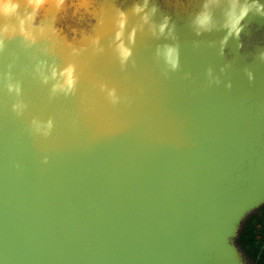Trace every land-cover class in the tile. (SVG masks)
<instances>
[{"label":"water","instance_id":"obj_1","mask_svg":"<svg viewBox=\"0 0 264 264\" xmlns=\"http://www.w3.org/2000/svg\"><path fill=\"white\" fill-rule=\"evenodd\" d=\"M211 1L0 16V264H255L238 239L264 206V0L232 40L201 20Z\"/></svg>","mask_w":264,"mask_h":264},{"label":"rangeland","instance_id":"obj_2","mask_svg":"<svg viewBox=\"0 0 264 264\" xmlns=\"http://www.w3.org/2000/svg\"><path fill=\"white\" fill-rule=\"evenodd\" d=\"M263 2L258 6H252L249 0H212L210 6L204 8L203 20L208 26L227 32L226 37L232 40L234 29L242 24L247 17L255 15L254 11L260 10L259 17L262 15ZM223 35V34H222ZM252 224L254 232V245L257 258L263 260L264 264V206L252 213Z\"/></svg>","mask_w":264,"mask_h":264},{"label":"clouds","instance_id":"obj_3","mask_svg":"<svg viewBox=\"0 0 264 264\" xmlns=\"http://www.w3.org/2000/svg\"><path fill=\"white\" fill-rule=\"evenodd\" d=\"M30 4L39 5L43 2V0H28ZM18 5L13 2V0H0V16H4L5 18L13 17L17 14ZM261 59L264 60V54H261ZM252 77L250 76L251 80ZM71 80L69 81V84L71 85ZM9 91H13L12 87H9ZM18 91V89H17ZM109 97L112 98V102L116 103L117 98H115L114 93L110 92ZM13 111H15L18 115L20 114V110L22 108L21 105L14 104ZM53 128V123L51 120L47 122L46 125H41L37 121H32V130L34 133H38L43 135L44 137H47L50 135L51 130ZM44 162H47V157L44 158Z\"/></svg>","mask_w":264,"mask_h":264},{"label":"trees","instance_id":"obj_4","mask_svg":"<svg viewBox=\"0 0 264 264\" xmlns=\"http://www.w3.org/2000/svg\"><path fill=\"white\" fill-rule=\"evenodd\" d=\"M252 219L250 215L244 222L238 242L244 252L255 261V264H263V260L258 259L256 255Z\"/></svg>","mask_w":264,"mask_h":264}]
</instances>
